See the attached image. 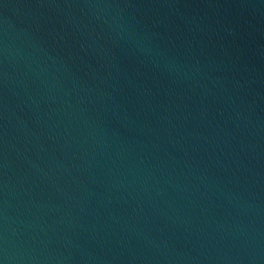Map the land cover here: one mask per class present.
I'll use <instances>...</instances> for the list:
<instances>
[{
  "label": "water",
  "instance_id": "95a60500",
  "mask_svg": "<svg viewBox=\"0 0 264 264\" xmlns=\"http://www.w3.org/2000/svg\"><path fill=\"white\" fill-rule=\"evenodd\" d=\"M0 264H264V0H0Z\"/></svg>",
  "mask_w": 264,
  "mask_h": 264
}]
</instances>
